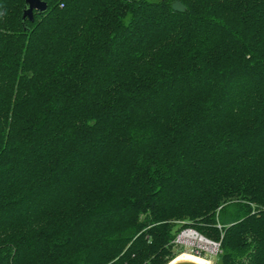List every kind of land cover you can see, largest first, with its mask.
Wrapping results in <instances>:
<instances>
[{"label":"trees","instance_id":"trees-1","mask_svg":"<svg viewBox=\"0 0 264 264\" xmlns=\"http://www.w3.org/2000/svg\"><path fill=\"white\" fill-rule=\"evenodd\" d=\"M44 1L0 0V264H165L187 227L264 264V0Z\"/></svg>","mask_w":264,"mask_h":264},{"label":"rangeland","instance_id":"rangeland-1","mask_svg":"<svg viewBox=\"0 0 264 264\" xmlns=\"http://www.w3.org/2000/svg\"><path fill=\"white\" fill-rule=\"evenodd\" d=\"M192 234L205 238L213 245H216V247L214 249H207L198 246L194 240L190 239V235ZM173 243H174L172 247V252H173L172 257H174L173 260L176 259L179 255H182L184 253L193 254V255H197L198 257H202L208 260L210 264H217L218 261L220 260L219 258L221 254L220 244L207 239L206 237L202 236L200 233L195 231L193 228L187 227L183 229L178 234V236L173 241ZM173 260H168L165 264H170Z\"/></svg>","mask_w":264,"mask_h":264},{"label":"bare ground","instance_id":"bare-ground-1","mask_svg":"<svg viewBox=\"0 0 264 264\" xmlns=\"http://www.w3.org/2000/svg\"><path fill=\"white\" fill-rule=\"evenodd\" d=\"M190 239L194 240L196 244L200 247H204L207 249H214L216 245H213L211 242L206 240L205 238L198 235H190ZM177 262H192L194 264H210V262L202 257H198L197 255L184 253L179 255L176 259H174L170 264H175Z\"/></svg>","mask_w":264,"mask_h":264},{"label":"water","instance_id":"water-1","mask_svg":"<svg viewBox=\"0 0 264 264\" xmlns=\"http://www.w3.org/2000/svg\"><path fill=\"white\" fill-rule=\"evenodd\" d=\"M48 10V4L44 0H25V6L23 9V20L29 19L34 21V12L44 14ZM175 264H194L192 262H177ZM217 264H224L222 260H219Z\"/></svg>","mask_w":264,"mask_h":264}]
</instances>
